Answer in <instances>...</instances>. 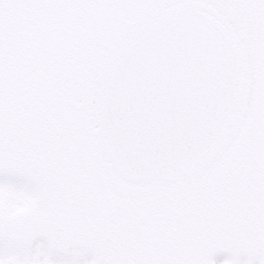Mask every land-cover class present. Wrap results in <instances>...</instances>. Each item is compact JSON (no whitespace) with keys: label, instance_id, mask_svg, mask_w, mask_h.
<instances>
[{"label":"snow or ice","instance_id":"snow-or-ice-1","mask_svg":"<svg viewBox=\"0 0 264 264\" xmlns=\"http://www.w3.org/2000/svg\"><path fill=\"white\" fill-rule=\"evenodd\" d=\"M0 264H264V0H0Z\"/></svg>","mask_w":264,"mask_h":264}]
</instances>
